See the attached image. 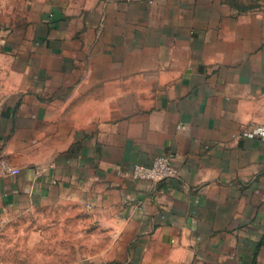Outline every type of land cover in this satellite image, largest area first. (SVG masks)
Listing matches in <instances>:
<instances>
[{
    "label": "crops",
    "instance_id": "0c3cea01",
    "mask_svg": "<svg viewBox=\"0 0 264 264\" xmlns=\"http://www.w3.org/2000/svg\"><path fill=\"white\" fill-rule=\"evenodd\" d=\"M257 124L264 0H0V216L81 208L76 264H264Z\"/></svg>",
    "mask_w": 264,
    "mask_h": 264
},
{
    "label": "rangeland",
    "instance_id": "374dc122",
    "mask_svg": "<svg viewBox=\"0 0 264 264\" xmlns=\"http://www.w3.org/2000/svg\"><path fill=\"white\" fill-rule=\"evenodd\" d=\"M77 206L44 205L0 216V264H76L106 244Z\"/></svg>",
    "mask_w": 264,
    "mask_h": 264
},
{
    "label": "built area",
    "instance_id": "2783aa9c",
    "mask_svg": "<svg viewBox=\"0 0 264 264\" xmlns=\"http://www.w3.org/2000/svg\"><path fill=\"white\" fill-rule=\"evenodd\" d=\"M243 134L264 140V124L247 127L243 130ZM2 167L4 171L11 174L19 171L18 168L11 167L6 162L2 163ZM130 175L137 180L161 182L179 176V169L174 163V154L166 153L156 155L149 164L135 163Z\"/></svg>",
    "mask_w": 264,
    "mask_h": 264
}]
</instances>
